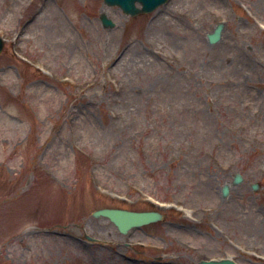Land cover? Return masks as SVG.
Instances as JSON below:
<instances>
[{"label":"rangeland","instance_id":"obj_1","mask_svg":"<svg viewBox=\"0 0 264 264\" xmlns=\"http://www.w3.org/2000/svg\"><path fill=\"white\" fill-rule=\"evenodd\" d=\"M0 37V264H264V0H0Z\"/></svg>","mask_w":264,"mask_h":264},{"label":"water","instance_id":"obj_2","mask_svg":"<svg viewBox=\"0 0 264 264\" xmlns=\"http://www.w3.org/2000/svg\"><path fill=\"white\" fill-rule=\"evenodd\" d=\"M109 6H119L127 15L138 16L141 14L151 13L163 4H166L169 0H104ZM139 3L142 7H138ZM102 21L105 27H113V23L105 15L102 16ZM225 25L219 24L217 28L210 34H208L209 42L216 44L222 39L223 29ZM4 48V42L0 37V54ZM242 176L237 174L233 184H239L242 182ZM230 185H225L223 188V196L227 197L229 194ZM254 189H258V185H254ZM95 217H108L113 223L117 225L119 230L126 234L130 229L134 227H141L146 224L163 220L164 215L160 212H133L121 209H101L94 213ZM198 264H237L233 260L224 259L221 261H201Z\"/></svg>","mask_w":264,"mask_h":264},{"label":"bare ground","instance_id":"obj_3","mask_svg":"<svg viewBox=\"0 0 264 264\" xmlns=\"http://www.w3.org/2000/svg\"><path fill=\"white\" fill-rule=\"evenodd\" d=\"M107 13V12H106ZM108 14V13H107Z\"/></svg>","mask_w":264,"mask_h":264}]
</instances>
